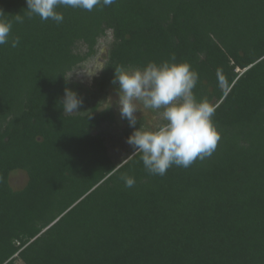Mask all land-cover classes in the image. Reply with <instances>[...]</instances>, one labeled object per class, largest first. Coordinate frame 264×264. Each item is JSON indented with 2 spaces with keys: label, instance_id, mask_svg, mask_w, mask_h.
<instances>
[{
  "label": "trees",
  "instance_id": "trees-1",
  "mask_svg": "<svg viewBox=\"0 0 264 264\" xmlns=\"http://www.w3.org/2000/svg\"><path fill=\"white\" fill-rule=\"evenodd\" d=\"M26 8L0 0L20 38L0 46V264H264V0H116L61 7L60 24ZM108 30L100 92L117 65L188 62L215 108L210 157L152 175L139 153L110 155L114 111L63 112L68 73ZM18 170L28 181L15 189Z\"/></svg>",
  "mask_w": 264,
  "mask_h": 264
},
{
  "label": "clouds",
  "instance_id": "clouds-1",
  "mask_svg": "<svg viewBox=\"0 0 264 264\" xmlns=\"http://www.w3.org/2000/svg\"><path fill=\"white\" fill-rule=\"evenodd\" d=\"M116 0H26V14L29 19L39 17L41 21L52 20L60 24L64 15L59 8L92 11L96 6L108 7ZM16 23H23L24 17L16 14ZM12 21L0 12V46L10 43L15 48L20 38L12 37ZM94 69H105L98 61ZM91 74V73H90ZM198 73L186 61H177L173 54L161 62L149 61L140 67L117 65L114 67L112 85H118L116 105L120 116L128 122L133 132L126 143L139 153L144 168L149 174L163 176L173 165L188 168L197 159L204 160L216 150L220 134L213 122L215 108L198 100L193 89ZM65 114L80 113L83 98L75 91L65 89L61 102ZM109 109L112 100L106 102ZM152 111L159 119L150 125L139 123L136 113ZM126 187H133L135 179L124 177Z\"/></svg>",
  "mask_w": 264,
  "mask_h": 264
},
{
  "label": "rangeland",
  "instance_id": "rangeland-1",
  "mask_svg": "<svg viewBox=\"0 0 264 264\" xmlns=\"http://www.w3.org/2000/svg\"><path fill=\"white\" fill-rule=\"evenodd\" d=\"M114 34L112 30H108L105 35L99 37L98 42L95 46V53L90 55L85 60L80 62L73 70L68 73V79L70 82V89L75 91L80 97L83 98V104L80 107V113L75 114H86L91 111L94 104H98L97 112L106 110V101L111 98L112 107L108 110H112L116 114V122L113 124H104L103 129L106 131V144L109 148V153L115 162H122L126 158L133 154V148L126 143L127 135L124 132L129 125L125 119L120 116L119 108L116 105V91L118 87L112 85L107 88L106 92H100V83L104 70L97 72V62H103V66L106 68L110 58V51L114 43ZM76 52L86 54L88 46L86 44L79 43L75 48ZM91 73V74H90ZM137 112V127L139 123L150 125L154 121H157L159 117L156 113L148 110H142ZM96 112V113H97ZM28 181V174L24 170H18L12 173L10 182L15 189H20L26 185ZM18 264H23L18 261Z\"/></svg>",
  "mask_w": 264,
  "mask_h": 264
}]
</instances>
